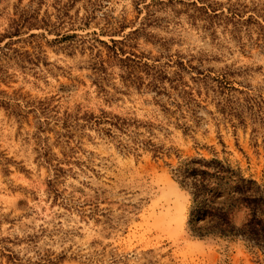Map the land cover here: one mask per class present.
Masks as SVG:
<instances>
[{
    "label": "rangeland",
    "instance_id": "374dc122",
    "mask_svg": "<svg viewBox=\"0 0 264 264\" xmlns=\"http://www.w3.org/2000/svg\"><path fill=\"white\" fill-rule=\"evenodd\" d=\"M213 158L264 186V0H0V264H264Z\"/></svg>",
    "mask_w": 264,
    "mask_h": 264
},
{
    "label": "trees",
    "instance_id": "16d2710c",
    "mask_svg": "<svg viewBox=\"0 0 264 264\" xmlns=\"http://www.w3.org/2000/svg\"><path fill=\"white\" fill-rule=\"evenodd\" d=\"M20 24L15 29L18 31ZM177 180L190 191L192 212L205 222L193 219L192 230L200 235L238 238L250 247L264 252V186L247 179L240 170L225 165L221 160H187L177 169ZM230 196L222 203H209L213 184H231Z\"/></svg>",
    "mask_w": 264,
    "mask_h": 264
}]
</instances>
